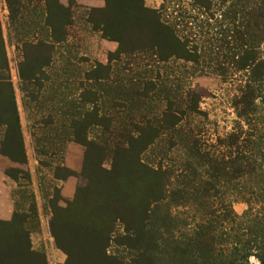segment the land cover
Returning a JSON list of instances; mask_svg holds the SVG:
<instances>
[{
  "label": "trees",
  "instance_id": "trees-1",
  "mask_svg": "<svg viewBox=\"0 0 264 264\" xmlns=\"http://www.w3.org/2000/svg\"><path fill=\"white\" fill-rule=\"evenodd\" d=\"M189 1L205 14L200 30L192 31L191 16L170 19L165 0L157 9L144 0H104L89 9L88 22L117 43L106 64L58 69L70 13L55 0H44L52 14L46 38L22 45L24 91L47 110L34 134L37 153L51 163L69 141L84 147L83 181L72 199L63 200L57 186L48 194L63 264H264V0ZM213 8L220 12L211 25ZM173 12L185 13L182 6ZM213 34L219 60L211 73L236 81L239 124L208 141L200 117L190 118L206 116L199 106L206 95L187 85L186 70L193 75L202 57L197 38L210 42ZM0 155L27 163L1 30ZM50 169L54 181L76 176L62 163ZM5 175L16 185L11 216L0 220V264H46L31 247L39 215L30 173L12 167ZM229 197L246 205L243 213ZM187 206L200 214L192 228L172 211Z\"/></svg>",
  "mask_w": 264,
  "mask_h": 264
},
{
  "label": "rangeland",
  "instance_id": "rangeland-1",
  "mask_svg": "<svg viewBox=\"0 0 264 264\" xmlns=\"http://www.w3.org/2000/svg\"><path fill=\"white\" fill-rule=\"evenodd\" d=\"M55 1L64 7H68L70 13V21L65 26L67 42L66 45L64 44L59 48L57 51L58 54L56 55V58L60 60L57 64L55 63L56 65H59L58 69L69 66L71 69L75 68L76 70H80L81 68H87L89 65L95 63L106 64L108 57L107 54L116 50L117 43L103 38L101 32L98 29H95L87 19L88 10L91 8H102L104 6V0L103 5L101 6L92 5L91 0ZM165 2L169 7L166 14H168L170 19L178 15L181 17L191 16L192 19L187 20L188 22H192V31L200 30L197 26L205 20L203 9L195 8L191 10L190 5H188L191 3L189 0H165ZM162 3L163 0L160 5ZM175 3H177L179 7H177ZM144 4L146 7L152 8L150 5H146L145 0ZM181 6L182 11H185L184 14L173 12V10H177L178 12ZM46 11L44 0H0V30L9 64V72L17 102L21 129L26 141V149L28 152L27 163L25 165L13 163L6 157L0 155V212L2 213V218H0V220H8L3 218L7 216L8 210L9 212H12L14 208L11 194L15 189L16 184L5 175L6 170L12 167L27 170L30 173V177L31 175L34 177L36 170H38V176L43 179V184L48 195L52 192V187H60V181H54L51 177L50 168L53 167L55 163H62L65 166V154L66 164L70 161L71 164L78 165L79 163L82 164L83 161L84 147L74 141L67 142L63 147V152L60 155L57 154L56 156H53V161H51V163H48V156H40L36 150L34 134L38 128L37 123L40 121V118L46 116L47 110L44 109L45 103L35 101L32 98H27L24 91V84L20 76V64L23 60V43L36 42L38 39H44L46 38L45 36L48 35L49 31L46 29L47 26L45 21L47 17L50 18L52 14H46ZM52 11L55 14V9ZM213 12H215V14L212 19L209 20L211 25H214V18L217 17L218 19L217 14L220 11L217 12L215 8L209 11V13ZM56 16V18L59 19L58 14H56ZM60 18L63 23H66V15ZM185 30L184 33L186 34L188 30ZM206 37H209L211 41L202 42V40H204L202 35L200 38H197L199 40H196L198 48H201L199 53L202 57L199 64L193 69L195 70L193 75H189L190 69L187 67L188 70L186 71H188V80L186 82L190 88H195L202 93L204 92L206 95L205 97H202L199 104L200 111L204 112L206 116L203 117L202 115H199L198 117H195L194 115H191L190 118L191 120L196 119L197 121V118L200 117L202 123L199 125V131L202 130L203 134H205L202 138H208L210 136L212 137V140H215L217 136H224L239 124L234 109L232 108V99L237 86L235 85L236 81L233 84L223 82L219 76L211 73L213 68H217V61L219 60H216L217 57L214 56V53L217 52L216 48H214L216 44H212V39L216 40V36L213 34L212 36L209 35ZM221 51L220 48L219 54L222 53ZM61 54L64 55V61H62V58H59V55ZM111 64H113V67H116L118 62L113 61ZM188 66L190 65L188 64ZM75 74H77V72ZM73 82H75L74 78L68 79L66 81V86H72L71 84H73ZM258 105L261 107L262 104L258 103ZM236 121L237 123H235ZM241 127L243 130H248V126L244 123H241ZM207 133L209 135H206ZM209 140L210 138H208V141ZM32 144L34 145V151H32ZM68 150L70 151L69 153H67ZM41 163L43 165H41ZM103 166L108 168L109 162L105 161ZM80 170L74 171L76 176L68 177L72 179V182L75 185L74 189H76L77 185L82 184L83 181L79 174ZM60 196L66 201L72 199V197ZM229 199L232 209L236 214L240 215L244 212L246 205L243 202L234 200V198L231 197H229ZM56 205L64 207L65 203L57 201ZM39 208L41 210V206H39ZM172 211L181 217L178 218V222L187 219L191 228L194 222L199 221L200 219V214L194 211L190 206L173 208ZM39 213L38 215H41V220L39 217V228L30 235L31 247L34 251L43 253L46 259V264H63L66 255L55 246L50 230V224L49 226L45 225L44 215L42 214L43 212L39 211ZM116 229L118 231L122 230L120 225H117ZM251 262L254 263L255 261L251 259Z\"/></svg>",
  "mask_w": 264,
  "mask_h": 264
},
{
  "label": "crops",
  "instance_id": "crops-1",
  "mask_svg": "<svg viewBox=\"0 0 264 264\" xmlns=\"http://www.w3.org/2000/svg\"><path fill=\"white\" fill-rule=\"evenodd\" d=\"M161 1L162 0H145V3L148 6L150 5L152 8H158L160 3H161ZM91 4L94 5V6L95 5L101 6V5H103V0H91ZM23 140H24V145H25V150H26V156L28 158V154H27L28 152H27V149H26V141L24 139V135H23ZM32 151H34V145L33 144H32ZM69 152L70 151L68 150L67 153H69ZM64 161H65V166L68 167L70 170H73V171L80 170L81 165H82L81 163H79L78 165H74V164H71L70 161H68V163L66 164V154H65ZM40 172H41V170H40ZM31 178H32V180H31L32 188H33V191H34V194H35V199H36V204H37V208H38V213H39V211L43 212L42 214L44 215V224L49 226L51 212H50V209H49V206H48V195H47L46 188H45V186L43 184V179L41 177L39 178L38 170H36V174H35L34 177L31 175ZM74 187H75V185L72 182L71 178H67V179H65L63 181H60V187H59L60 194L65 196V197L66 196L67 197H73V194H74V191H75ZM39 206H41V210H40ZM10 213H12V212L11 211L9 212V210H8L7 216H5L3 219H9ZM1 214L2 213L0 212V218H2ZM39 214H41V213H39ZM39 217H40V220H41V215H39ZM42 224H43V222H42Z\"/></svg>",
  "mask_w": 264,
  "mask_h": 264
}]
</instances>
